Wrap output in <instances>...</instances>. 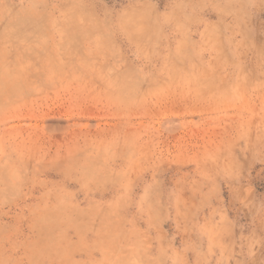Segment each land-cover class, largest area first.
I'll list each match as a JSON object with an SVG mask.
<instances>
[{
  "label": "rangeland",
  "instance_id": "374dc122",
  "mask_svg": "<svg viewBox=\"0 0 264 264\" xmlns=\"http://www.w3.org/2000/svg\"><path fill=\"white\" fill-rule=\"evenodd\" d=\"M0 264H264V0H0Z\"/></svg>",
  "mask_w": 264,
  "mask_h": 264
}]
</instances>
